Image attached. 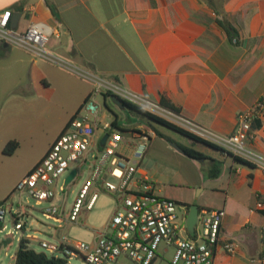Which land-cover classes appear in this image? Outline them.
Segmentation results:
<instances>
[{
  "label": "crops",
  "instance_id": "1",
  "mask_svg": "<svg viewBox=\"0 0 264 264\" xmlns=\"http://www.w3.org/2000/svg\"><path fill=\"white\" fill-rule=\"evenodd\" d=\"M4 10L11 11V18L18 16L13 28L19 32L32 23H43L57 32L46 52L92 77L96 88L106 82L155 103L163 97L181 117L219 137L232 134L237 114L250 109L264 94V0H0V13ZM217 19L234 28V39L228 38ZM14 49L21 52L15 62L30 61L45 89L58 78L72 75L70 69L50 72L45 64L34 60L33 53L1 41L0 60L7 59ZM91 92L92 88L82 89L74 98L54 104L52 118L60 127L25 175ZM174 124L191 131L180 122ZM141 128L150 129L154 135L139 172L148 177L156 195L179 204L185 216L189 208L180 204L225 211L223 234L237 245V251L233 255L219 251L214 264H264V169L237 163L181 135L208 150L195 149L209 159L202 160L207 161L204 175H173L164 163L175 150L146 123L125 128L132 132L123 137V150L129 149L131 154L135 133ZM254 128L257 138L249 148L264 156V133L259 131V122ZM103 136L101 129L95 131V138ZM210 159L222 162L215 179L207 177ZM258 203L262 205L259 208Z\"/></svg>",
  "mask_w": 264,
  "mask_h": 264
},
{
  "label": "built area",
  "instance_id": "2",
  "mask_svg": "<svg viewBox=\"0 0 264 264\" xmlns=\"http://www.w3.org/2000/svg\"><path fill=\"white\" fill-rule=\"evenodd\" d=\"M10 21V10L0 13L1 42L27 50L37 57L57 60L45 50L50 39L58 37L57 32L43 23H32L19 32L11 26ZM102 89L155 115L159 111L166 113L173 123L180 122L200 138L264 169V156L249 148L257 138V128L253 129L257 122L259 131L264 133V94L250 109L237 114L232 134L219 137L158 103L105 82L87 96L43 157L16 184L13 193L19 194L17 207L13 209V203L9 200L0 204V222L2 223L8 214L15 232L20 234V239L28 240L29 244L31 241L36 242L49 253H58L61 257L80 255L86 264H115L120 256L128 258L134 264H155L159 260L160 244L166 245V248H174L173 258L166 264H214L219 251L233 255L237 251V245L224 237L223 209H199L193 230L189 232L187 218L180 220L178 215V204L156 195L148 177L139 172L148 142L154 135L150 129L141 128L135 133L137 140L131 152L135 163L117 151L119 145L124 142L121 131L112 127V122L102 124L99 120L101 107L96 102V95ZM97 129H101L104 136L107 135L103 146L100 145L102 138H95ZM77 161L81 166L71 168L70 164ZM92 163L96 165L90 180L85 182L78 198L66 213L65 206L55 204L56 195L65 194L69 185L78 182L85 168H90ZM72 169L77 170L72 181L65 185L64 180L58 187L59 177L68 175ZM108 175L113 176L117 183L108 181ZM96 190L115 194L118 208L105 229L98 232L93 245L83 242L71 244L63 233L57 244L50 243L39 239L36 234L42 232L28 225V219L33 218L34 211L40 212L46 220L58 224L54 228L55 231L64 228V223L76 222L82 212L93 208L97 197ZM23 195H28L37 206L43 203L49 206L38 210L28 202H22ZM261 206L257 204L258 208ZM32 221L41 224L37 219ZM4 228L5 226L2 230Z\"/></svg>",
  "mask_w": 264,
  "mask_h": 264
},
{
  "label": "rangeland",
  "instance_id": "3",
  "mask_svg": "<svg viewBox=\"0 0 264 264\" xmlns=\"http://www.w3.org/2000/svg\"><path fill=\"white\" fill-rule=\"evenodd\" d=\"M27 56L32 58V55ZM20 57L21 52L14 49L7 59L0 60V67H7L6 71L0 68V202L4 201L8 196H11L9 201L13 203V209L17 207V202L19 200V194L12 193V191H14L13 188H15L16 184L24 177V173L27 169H29V167L45 152L48 143L51 141L54 133L58 131V127H60L52 118L54 104H59L62 103L63 100L74 98L79 94L77 91L81 92L82 89L86 91L91 88L92 90L96 89L95 84L92 82V77L74 68H69L64 60L52 61L35 56L34 60H38L39 64H45L50 72H54L56 69L64 71H66V69L73 70V72L71 71L72 75L66 74L62 78H58V82L52 83L49 89H45L42 87L40 81L38 82L40 75L36 73L35 68L32 70V63L30 61L15 62L16 59ZM30 79L32 80V85ZM64 79L67 81L64 82ZM105 92L106 90L102 89L101 92L96 95V102L101 107L99 120H101L102 124L105 122L111 123L114 120V116H116L120 128L145 125V122L139 117L128 113V111L118 109L109 98L104 101L103 94ZM33 102L39 103V105L34 106L32 105ZM156 115L172 122L169 119L171 117L166 113L159 111ZM154 126L168 136L167 138L171 141L169 145L175 150L173 157H170L169 160L164 163V167L170 174L189 175L193 176V178L194 176L197 178L199 173L204 175L207 161H192L179 153L173 147V144L176 146L182 145L185 147H193L194 149H202L206 151V153H208V150L196 143H191L186 138L171 132L165 127L156 124ZM121 134L123 137L129 135L128 132H121ZM12 140L17 141L19 146L12 155H6L3 152L4 148L6 144ZM156 142H159V139H156ZM123 149L124 143L122 142L117 151L120 153L124 152V154L131 159V162L135 163V160L131 158L129 149L125 151ZM90 159L91 155L89 154L88 160ZM141 161H143V159ZM70 165L71 168L81 166L79 161L73 162ZM95 165L96 163H92L90 168L87 170L85 168L81 179L78 182L70 184L65 194L58 193L56 195L57 201L55 204L58 206H65L66 213L71 209V206L78 198V194L85 182L90 180ZM66 175L67 174H63L59 177L58 187L62 185ZM107 179L112 183H117L116 179L111 175H108ZM177 190L188 193L185 189ZM96 191L97 197L93 208L89 211L82 212L76 222L64 223V228L55 231L54 228H56L58 224L46 220L40 212L34 211L32 212L33 218L30 217V219H28V225H30V228L38 229L41 232L46 231L47 233H37L36 236L50 243L57 244L60 235L63 233L67 236L71 244L83 242L88 245H93L99 235L98 232L105 229L110 218L118 208V200L115 194L107 193L102 190ZM21 198L22 202H28V204L34 206L38 210L49 206L46 203L40 206L35 205V201L28 195H23ZM179 207L177 212L180 220L185 217L187 218V216H185V210L181 209V206ZM32 219H37L44 227L36 225ZM4 226L5 228L0 230V242H4L0 248V264H10L14 262L20 234L15 232L8 214L5 216L0 228ZM10 233L14 235L9 236ZM28 233L33 234L32 232ZM29 247L36 252H45L47 255H52L49 251L41 248L36 242L31 241ZM165 249L166 252L164 253ZM54 255L59 256L58 253H54ZM158 255L159 260L155 264H166L173 258L174 248H166V245L160 244ZM68 264L86 263L82 257L78 255L77 257L70 256L68 258ZM115 264L134 263L128 258L120 256Z\"/></svg>",
  "mask_w": 264,
  "mask_h": 264
},
{
  "label": "trees",
  "instance_id": "4",
  "mask_svg": "<svg viewBox=\"0 0 264 264\" xmlns=\"http://www.w3.org/2000/svg\"><path fill=\"white\" fill-rule=\"evenodd\" d=\"M216 22L226 32V34L230 40H232L236 37L235 36L236 31L234 30V28L230 24L225 22V20L217 19ZM111 95L112 94L110 92H105L103 94L104 101L106 99L110 98ZM158 104L161 107H163L169 111H172L178 115L180 114L179 110L176 107H174L172 104H170L163 97L161 98V100L159 101ZM123 105L127 109L128 113L135 115V116L139 117L140 119H142L148 126H150L154 129L157 136L166 139L168 142H171L170 139L161 135L160 132L155 128V126H154L155 124H160V125L168 128L170 130H173V131L179 133L180 135L187 137V138H189L195 142L202 143V144H204L210 148L218 150L221 153L226 154L229 157H232L233 160L237 163L247 165V166H253L254 165L251 162L247 161L246 159L240 158L238 156H233L232 154L224 151L222 148L216 146L215 144L200 138L199 136L193 134L192 132L185 130L184 128H182V127H180V126H178L172 122H169L160 116H157L153 113H150L146 110H143L142 108L136 106L135 104H133L131 102L123 100ZM112 127L118 129L121 132H132V130L120 128L118 125L116 116H114V120L112 121ZM18 146H19V144L17 141H14V140L9 141L6 144L3 152L6 155H12L17 150ZM179 147L184 151V155H186L190 159H193L195 161H202V160L209 159L206 156H204V154L196 151L195 149L184 147V146H179ZM210 161H211V168L209 169V173H208L207 177L210 179H215V178L219 177V175L221 173L222 162L214 160V159H210ZM10 197L11 196H8L4 201L0 202V204H3L6 201H8ZM180 205L189 208V205H186V204H180ZM0 226H1V223H0ZM2 228H0V230H2ZM3 243L4 242H0V248H1ZM13 264H68V258L67 257H61V256H55L54 254L47 255L45 252H36L29 247V241L22 238L19 240L18 249L15 253Z\"/></svg>",
  "mask_w": 264,
  "mask_h": 264
},
{
  "label": "water",
  "instance_id": "5",
  "mask_svg": "<svg viewBox=\"0 0 264 264\" xmlns=\"http://www.w3.org/2000/svg\"><path fill=\"white\" fill-rule=\"evenodd\" d=\"M17 17L18 16L13 15L12 18H11V26L12 27L16 26ZM109 99L111 100V102L118 109L123 110V111H127V109L123 105V101L119 97H117L116 95H111ZM158 125H160V124H158ZM160 126H162V125H160ZM106 138H107V135L103 136V138L101 139V142H100L101 146L104 145ZM173 147L178 152L184 154V151L179 146H176V145L173 144ZM76 172H77L76 169H72L70 171V173L65 178V185H67L70 181H72V179L76 175ZM198 211H199V208H198L197 205H190L189 206V211H188V215H187V219H186V225H187V229L189 230V232H192V230H193V226H194V224L196 223V220H197Z\"/></svg>",
  "mask_w": 264,
  "mask_h": 264
}]
</instances>
